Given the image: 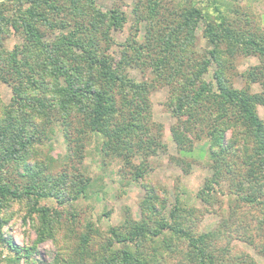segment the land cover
<instances>
[{
    "label": "trees",
    "instance_id": "16d2710c",
    "mask_svg": "<svg viewBox=\"0 0 264 264\" xmlns=\"http://www.w3.org/2000/svg\"><path fill=\"white\" fill-rule=\"evenodd\" d=\"M120 1L103 10L98 0H0V85L11 94L7 105L0 101V253L10 255L0 264L248 263L227 241L229 231H238L230 219L196 235L174 213L179 207L165 215L164 200L146 187L139 219L125 208V219L110 227L103 244L77 212L75 202L88 198L92 186L80 171L90 137L100 138L103 158L119 159L125 167L142 159L140 167L148 169L147 158L165 153L149 100L163 87L177 152L208 141L207 164L216 179L199 197H232L235 215L243 206L258 208L264 256V122L257 112L264 106V37L241 36L246 18L239 15L238 0H136L133 30L114 57L112 31H122L129 20ZM199 19L205 21L201 53ZM249 56L260 63L238 73L237 59ZM132 70L149 71L152 78L136 80ZM237 77L240 88L234 87ZM254 85L259 91H252ZM57 133L66 144L60 171L53 173L46 159L28 164L30 152ZM175 162L189 172L190 161ZM221 172L230 177L227 194L215 190ZM50 199L66 209L38 206ZM22 200L29 203L27 218L35 223L37 240L19 248L3 233L1 213L9 202ZM60 239L64 244L49 261L37 257L39 244L50 240L57 246ZM154 239L162 248L150 244ZM162 251L167 260L158 258Z\"/></svg>",
    "mask_w": 264,
    "mask_h": 264
},
{
    "label": "rangeland",
    "instance_id": "374dc122",
    "mask_svg": "<svg viewBox=\"0 0 264 264\" xmlns=\"http://www.w3.org/2000/svg\"><path fill=\"white\" fill-rule=\"evenodd\" d=\"M113 0H98L99 6L103 10L111 7ZM202 1V0H197ZM136 0L120 1L121 10L126 13L128 21L124 24L122 31H112L115 40V46L111 47L110 54L117 57L120 46L126 41L132 29L134 16L131 14ZM203 3V2H202ZM241 8L240 14L244 15V22L240 26L242 37L256 38L259 34L264 37V0H238ZM196 34L200 38L197 44V52L204 49L205 43L202 38L205 35V21L199 19L196 26ZM247 37V38H249ZM138 40L143 38V31H139ZM11 41L10 44H12ZM260 63L255 56L240 57L237 59V72L242 73L250 67ZM213 69V68H212ZM212 70H210L211 73ZM130 75L136 80L148 79L150 72L146 71L141 75L137 70H132ZM152 75V74H151ZM210 78V74L206 79ZM241 78L234 79V87H241ZM253 92L259 91V86L254 85ZM10 88L4 84L0 85V101L2 104H8L10 100ZM168 89L163 87L156 89L151 93L149 100L151 104V121L156 127H161L160 138L166 146L165 153H158L155 156L147 158L148 169L140 167L139 159L132 160V166H123L119 159L102 157L99 148L101 140L98 137H90L85 145V157L82 169L80 171L92 181V186L88 191V198L80 199L75 202L77 212L85 221L92 223L93 238L98 244H103L109 239V229L120 227L125 219L123 210L128 208L133 219L138 220L140 216L139 203L146 195L144 187L154 190L155 194L166 203L163 213L169 215L175 206L179 211L174 213L194 234H206L213 231L222 219H230L234 222L233 227L238 229L229 231L227 241L235 254L247 257L246 264H264V256L260 254L261 238L259 231L256 230L255 221L260 219L261 212L258 208L253 209L250 206H243V210L235 215L231 211L230 204L234 203L232 197L222 195V193L212 194L207 202L202 201L199 197L200 191L205 186H211L208 181L215 180L207 164L208 141H195L192 143L190 152L178 153L175 146L174 136L170 127L175 123L166 108ZM257 112L259 118L264 122V106H258ZM226 138L232 137V131H227ZM66 150L65 139L62 135L49 137L42 147L32 150L29 155L28 164L43 163L46 159L50 170L55 173L60 171V164L64 159ZM176 158H183L190 161L188 173H184L179 165L175 162ZM11 175L15 176L13 173ZM221 179H220V175ZM219 179L216 180L218 185L215 190L228 193L230 186V177L221 172ZM220 186V187H219ZM228 199H227V198ZM28 204V207H27ZM38 206L57 209L61 212L66 206H59L54 200L40 201ZM29 203L27 200L9 202L3 209L1 216L6 222L3 233L11 239L12 243L19 247L33 246L37 240L35 223L27 218V209ZM264 211V208H263ZM262 213V212H261ZM179 214V215H178ZM66 217V214H64ZM263 215V214H262ZM247 227L252 231L246 232L241 226ZM81 229V228H80ZM79 229V230H80ZM121 232V231H119ZM122 233V232H121ZM156 243H150L153 247L162 248L160 241L154 239ZM251 241H253L251 243ZM226 242V241H225ZM224 242V243H225ZM64 243L59 240L58 245H54L50 240L38 245L37 257H42L49 261L57 247ZM149 247V246H148ZM1 250V248H0ZM5 256H10L6 251L0 253V260ZM12 256V255H11ZM158 258L165 259V252H161ZM158 263V262H156ZM163 261L158 264H162ZM165 264H177L176 261H165Z\"/></svg>",
    "mask_w": 264,
    "mask_h": 264
}]
</instances>
